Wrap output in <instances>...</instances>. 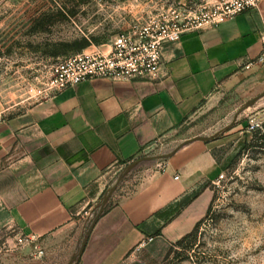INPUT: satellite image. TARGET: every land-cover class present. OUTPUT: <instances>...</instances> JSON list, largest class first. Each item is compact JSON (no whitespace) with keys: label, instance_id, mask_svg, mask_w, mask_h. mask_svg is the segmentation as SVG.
<instances>
[{"label":"crops","instance_id":"0c3cea01","mask_svg":"<svg viewBox=\"0 0 264 264\" xmlns=\"http://www.w3.org/2000/svg\"><path fill=\"white\" fill-rule=\"evenodd\" d=\"M263 30L264 2L165 45L158 80L85 81L3 115L0 248L13 250L17 233L45 246L90 224L81 264H126L130 255L159 264L205 216L211 185L253 139L245 120L221 119L212 127L226 125L219 135L174 148L198 115L264 113V66L243 69L263 52ZM121 173L133 177L128 192L107 193Z\"/></svg>","mask_w":264,"mask_h":264},{"label":"rangeland","instance_id":"374dc122","mask_svg":"<svg viewBox=\"0 0 264 264\" xmlns=\"http://www.w3.org/2000/svg\"><path fill=\"white\" fill-rule=\"evenodd\" d=\"M218 1L0 0V112L17 114L42 101L39 96L56 63L84 52H109L113 40L135 26L162 20L173 11L182 18L198 15ZM263 114L227 108L220 114L198 115L174 148L202 132L206 135L221 119L227 124L256 119L264 125ZM225 127L213 129L207 137L219 135ZM252 135L224 180L211 185L212 202L192 230L194 237L171 247L159 264H264V132ZM130 180L133 177L121 173L107 193L124 195L129 188L125 182ZM90 227L78 224L63 232L45 244L42 259L30 247L0 248V264H81ZM137 261L136 255H130L126 264Z\"/></svg>","mask_w":264,"mask_h":264},{"label":"built area","instance_id":"2783aa9c","mask_svg":"<svg viewBox=\"0 0 264 264\" xmlns=\"http://www.w3.org/2000/svg\"><path fill=\"white\" fill-rule=\"evenodd\" d=\"M263 2L264 0H219L212 7H203L198 15L182 18L173 11L171 16L162 20H152L135 26L119 34L113 40L109 52H84L56 63L51 68L45 90L39 98L47 99L58 92L95 79L158 80L161 77L162 50L165 45L179 42L185 34L218 28L229 19L259 8ZM260 38L263 52L258 58L247 61L243 66L244 70L264 66V30ZM2 117L3 112H0V120ZM258 131L264 132L263 122L251 119L248 132ZM224 178L225 174H222L216 182H221ZM14 238V250L33 245L37 258L42 259L45 256V247L38 236L17 233ZM152 240L148 239L142 245Z\"/></svg>","mask_w":264,"mask_h":264},{"label":"trees","instance_id":"16d2710c","mask_svg":"<svg viewBox=\"0 0 264 264\" xmlns=\"http://www.w3.org/2000/svg\"><path fill=\"white\" fill-rule=\"evenodd\" d=\"M263 139H264V136H263ZM240 156V155H239ZM238 156V157H239ZM237 157V158H238ZM197 228V227H196ZM195 231V230H194ZM194 231H192V232H190V233H188L187 235H185L177 244L179 245V246H182V245H184V243H186L188 240H190V239H192L193 237H194V234H195V232ZM176 245V244H175ZM173 248H175V247H173Z\"/></svg>","mask_w":264,"mask_h":264}]
</instances>
